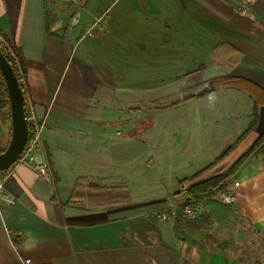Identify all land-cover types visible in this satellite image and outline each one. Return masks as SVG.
Segmentation results:
<instances>
[{
  "label": "crops",
  "instance_id": "1",
  "mask_svg": "<svg viewBox=\"0 0 264 264\" xmlns=\"http://www.w3.org/2000/svg\"><path fill=\"white\" fill-rule=\"evenodd\" d=\"M237 1L56 0L52 11L47 0H0V38L12 46L24 71L25 108L30 101L37 120L45 122L43 155L51 164L49 180L27 165L5 169L13 173L5 181L7 196L0 207V264H264V103L255 108L254 99L240 89L213 90L214 77L234 75L253 83L264 101V0H247L248 14L238 11ZM52 14L57 20H51ZM160 20L165 22L154 25ZM129 41L138 54L160 47L172 62L179 52L209 50V62L178 75L192 88L200 86L199 96L190 102L233 91L229 121L239 123L247 115L248 128L258 113L257 125L227 161L258 142L256 148L234 172L227 190L211 200L233 207L223 224L208 221L211 206L203 200L195 210L189 206L192 213L184 209L177 228L185 198L176 193L183 185L162 172L153 185H131L125 156L112 161L111 148L117 147L120 156L125 150L134 154L136 146L128 148L125 135H115V129L128 123L120 117L126 107L114 106L125 99V91L110 86L108 69L123 68L125 58L122 65L111 66L102 52L125 48ZM178 41L187 49L175 48ZM232 46L243 54L233 53ZM221 47L227 50L217 52ZM181 62L190 65L187 59ZM238 103L246 104V112H237ZM128 107L127 113L140 112L132 110L134 103ZM0 113L1 154L12 138L11 109L2 94ZM135 126L129 138H139L141 127ZM246 128L240 131L237 125L212 154L205 151L211 132L206 136V130L198 129L190 139L202 143V164L177 180L213 162ZM80 177L101 186L126 185L132 201L110 208L71 201ZM227 192L235 195L234 203L217 198Z\"/></svg>",
  "mask_w": 264,
  "mask_h": 264
},
{
  "label": "rangeland",
  "instance_id": "2",
  "mask_svg": "<svg viewBox=\"0 0 264 264\" xmlns=\"http://www.w3.org/2000/svg\"><path fill=\"white\" fill-rule=\"evenodd\" d=\"M164 22V20H160L154 25ZM131 44L132 42L129 41L125 48L118 50L117 47H114L109 51L102 52V60L110 63L111 66H116L118 63L122 65L123 62L121 60L125 58V66L123 68L113 67L108 69L110 86L113 85L112 88L115 91L119 87L125 91V99L115 101L114 106L118 108L126 107L125 112L121 113L120 117L127 120L128 123L122 129L119 127L115 129V135L118 134L121 139L124 134L126 138L123 137L122 140L126 141L128 148L136 146L131 149L134 154H129L125 150V153L117 154L120 156H116L117 147L111 148L110 156L113 162H118L117 157L125 156V175L129 173L128 176L133 175L130 181L131 185H141L142 187L140 188H145L150 183L153 185L157 180L156 178H160L158 176L160 172L166 175L165 178L171 177L173 182L180 184L182 179L177 180V177H183L189 173L192 174L191 172L202 164V143L198 142V139H190L191 136L197 134L198 129L206 130V136H209L208 133L211 132L210 139L205 142V151L207 154H212L214 151H219L226 135L231 134L237 125L240 131H243V128L248 126V117L245 115L244 118L239 119V123H236L234 119L230 121L227 119L229 115L227 108H233L230 103V95L236 93L233 91H223L215 97L198 99L164 111L156 112L155 110H150L148 106L151 104L153 105L157 101L172 97L188 87L192 88L186 79L178 78V75L183 71H190L193 66L197 67L203 60L209 62L211 60L210 52L207 49V51L205 50L206 52L201 53H197L195 49H191L189 52H179L180 56H174V62H172L167 59V54L164 51H160V47L159 51L155 53H150L147 50L138 54L133 44L132 46ZM232 47L234 48V46ZM175 48H178V50L187 49L185 42L181 43V41L175 44ZM216 48L217 46H215L213 51ZM226 48L221 47L217 52H225ZM143 50L146 49L143 47ZM242 51L241 48L237 47L234 48L233 53H241ZM182 59H187L190 65L181 66ZM172 72L173 78L169 77ZM133 103L134 107L132 110L136 111V108H140V110H137L140 111L139 113H127L129 111L128 106ZM199 106L200 108H198ZM236 108L240 114L246 112V104L238 103ZM155 120L157 125L154 128ZM134 125H136V129L143 128L139 138H129L127 136L129 129H132ZM138 125L139 127H137ZM228 125H230L229 131L225 132ZM132 141H135L136 144H133L134 142ZM152 146L157 147V153L154 152ZM189 151H194V154L192 153L189 156ZM137 171L141 174L140 179ZM180 199L179 197L178 200ZM166 212H170V210Z\"/></svg>",
  "mask_w": 264,
  "mask_h": 264
},
{
  "label": "trees",
  "instance_id": "3",
  "mask_svg": "<svg viewBox=\"0 0 264 264\" xmlns=\"http://www.w3.org/2000/svg\"><path fill=\"white\" fill-rule=\"evenodd\" d=\"M47 1L51 10L54 11L56 0ZM51 20H57V15L52 14ZM8 60L14 68L11 60ZM213 84V90L228 87L248 92L254 99L255 108L259 104L264 103V101H260L262 95L258 93L257 87L246 79L244 80L234 75H220L213 78ZM199 90L200 86H196L186 91L180 92L172 97L170 96L161 101H157L148 107L150 110L155 111H164L170 108H177L181 105L189 103L191 100L199 96ZM1 94L4 95L6 104L10 106L6 82L4 81V78L0 72V95ZM144 107L146 108L145 104ZM135 110H140V108H136ZM1 117L2 114L0 113V118ZM257 122L258 113L255 112L254 119L250 122L249 127L241 134L234 144L223 150L213 162L208 164L202 170L191 177L184 178L180 181V184L183 186L182 189L176 194H181L183 192L185 200L178 208L177 228L180 220L184 217L185 205H188L195 210L203 200L208 201V204L211 206V212L207 217L209 222L217 221L219 224H223L227 221L230 213L233 212V207L212 202L211 200H214L213 198L217 193L227 190L234 172L248 157V155L256 148L258 142L252 144L244 153L240 154L235 161H227V158L231 152L245 137L249 135V133L257 125ZM139 130L140 132H143V128H140ZM260 138H262V136ZM70 200L74 202L85 203L90 208H110L131 203L132 195L126 185L101 186L97 183L88 181L85 177H80L72 190ZM181 200L182 199H180V202H182Z\"/></svg>",
  "mask_w": 264,
  "mask_h": 264
},
{
  "label": "built area",
  "instance_id": "4",
  "mask_svg": "<svg viewBox=\"0 0 264 264\" xmlns=\"http://www.w3.org/2000/svg\"><path fill=\"white\" fill-rule=\"evenodd\" d=\"M236 7L241 14H248L250 11V5L247 0L237 1ZM76 15V18L81 15L80 10H78ZM99 22L100 20H97L95 25H98ZM87 33L91 34V29H89ZM0 50L13 63L19 82H23L24 71L17 59V56L12 46L2 38H0ZM27 103L28 105L25 108V112L29 128L28 140L26 142V145L24 146L22 153L19 155L16 162L11 167L13 168V170H15L19 165H27L32 168L40 177L49 180L51 177V164L49 159L43 155L45 150L43 137L45 122L37 120L33 111L32 104L30 103V101H27ZM13 170H11L10 172H6V170H0V207L3 203V200L7 196L5 181L7 177L11 173H13ZM217 198L226 204L235 202V195L229 192L223 193ZM13 200L14 197L8 194V201L13 202ZM185 210L189 213H192V209L189 206H186Z\"/></svg>",
  "mask_w": 264,
  "mask_h": 264
},
{
  "label": "water",
  "instance_id": "5",
  "mask_svg": "<svg viewBox=\"0 0 264 264\" xmlns=\"http://www.w3.org/2000/svg\"><path fill=\"white\" fill-rule=\"evenodd\" d=\"M0 72L6 82L10 100L12 138L0 154V170L10 168L22 153L28 140L29 128L25 112V96L12 64L0 50Z\"/></svg>",
  "mask_w": 264,
  "mask_h": 264
}]
</instances>
